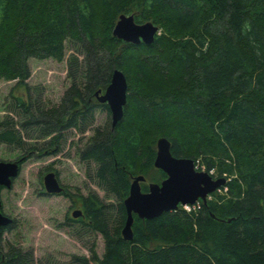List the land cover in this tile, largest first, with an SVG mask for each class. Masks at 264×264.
<instances>
[{
	"label": "trees",
	"instance_id": "16d2710c",
	"mask_svg": "<svg viewBox=\"0 0 264 264\" xmlns=\"http://www.w3.org/2000/svg\"><path fill=\"white\" fill-rule=\"evenodd\" d=\"M121 14L155 24L153 42L113 36ZM67 45L60 102L43 108L24 92L14 96L20 121H0V143L20 146L30 128L58 147L62 132L83 133L96 109L109 112L95 92L113 70L125 76L122 118L94 128L78 151L116 216L110 227L112 204L96 193L81 197L83 215L71 220L101 234L104 251L92 243L88 256L72 254L66 264H264V0H0V80L24 84L30 58L60 62ZM160 137L173 156L226 182L189 211L133 213V238L124 240L133 178L145 177L146 192L166 177L153 165ZM60 194L71 195L64 186ZM0 264L34 262L8 244Z\"/></svg>",
	"mask_w": 264,
	"mask_h": 264
},
{
	"label": "rangeland",
	"instance_id": "374dc122",
	"mask_svg": "<svg viewBox=\"0 0 264 264\" xmlns=\"http://www.w3.org/2000/svg\"><path fill=\"white\" fill-rule=\"evenodd\" d=\"M71 52V46L67 45L66 55L60 62L30 58V76L22 85H18L17 80H0V121H20L14 96L24 92L40 107L57 105L69 84L66 60ZM107 120H111L110 112L96 109L91 129L83 133L76 129L62 132L58 147L48 144L50 137L36 138L35 131L30 128L21 131L24 137L20 146L0 143V160L14 161L23 157L11 187L0 190L1 209L14 220V226L5 229L0 237V252L13 244L31 254L34 264H66L72 254L88 256L89 247L94 243L96 253L102 255L104 240L101 234L71 220L74 219L71 212L82 207L81 197L96 193L112 204L110 227L113 224L116 203L105 198L104 192L87 175L89 167L79 159L78 152L93 129L104 126ZM194 166L196 170L206 171L199 161ZM48 171L56 174L70 197L45 192L43 176Z\"/></svg>",
	"mask_w": 264,
	"mask_h": 264
},
{
	"label": "water",
	"instance_id": "95a60500",
	"mask_svg": "<svg viewBox=\"0 0 264 264\" xmlns=\"http://www.w3.org/2000/svg\"><path fill=\"white\" fill-rule=\"evenodd\" d=\"M157 33L158 27L155 24L150 21L136 23L133 14L119 15L112 29L113 36L133 44L140 42L150 44ZM126 88L124 74L115 69L104 91L95 92L97 100L107 104L112 126L123 116ZM170 146V141L165 137H160L156 141L153 165L166 174L160 183H149L148 190L143 192L140 182H143L145 177L138 175L133 178L130 184L129 194L123 200L126 219L121 229V235L124 240L133 238V213L139 218L151 219L163 212L176 210L179 204H194L198 199L205 202L209 193L225 184L224 177L213 178L207 171L196 170L191 158L173 156ZM18 173V161L0 160V188H10ZM43 187L48 194H59L63 190L53 171H49L43 176ZM71 214L73 218H77L82 215V210L77 208ZM10 224H12V218L2 212L0 200V236Z\"/></svg>",
	"mask_w": 264,
	"mask_h": 264
},
{
	"label": "built area",
	"instance_id": "2783aa9c",
	"mask_svg": "<svg viewBox=\"0 0 264 264\" xmlns=\"http://www.w3.org/2000/svg\"><path fill=\"white\" fill-rule=\"evenodd\" d=\"M219 190H220V189H219ZM183 208L186 209V210H190L191 206L188 205V204H185V205H183Z\"/></svg>",
	"mask_w": 264,
	"mask_h": 264
},
{
	"label": "flooded vegetation",
	"instance_id": "af4514ba",
	"mask_svg": "<svg viewBox=\"0 0 264 264\" xmlns=\"http://www.w3.org/2000/svg\"><path fill=\"white\" fill-rule=\"evenodd\" d=\"M22 159H23V157L22 158H18L15 161H19L20 162V160H22ZM1 188H3V187H1ZM1 188H0V190H1ZM80 209L83 211V207H81Z\"/></svg>",
	"mask_w": 264,
	"mask_h": 264
}]
</instances>
